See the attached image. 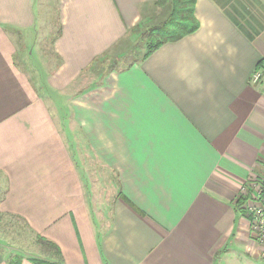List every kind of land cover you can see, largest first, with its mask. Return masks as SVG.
Instances as JSON below:
<instances>
[{
    "label": "crops",
    "instance_id": "obj_1",
    "mask_svg": "<svg viewBox=\"0 0 264 264\" xmlns=\"http://www.w3.org/2000/svg\"><path fill=\"white\" fill-rule=\"evenodd\" d=\"M56 1L45 58L46 7L0 0V212L57 264H255L237 201L264 176V0H196L197 30L96 76L171 1Z\"/></svg>",
    "mask_w": 264,
    "mask_h": 264
},
{
    "label": "rangeland",
    "instance_id": "obj_2",
    "mask_svg": "<svg viewBox=\"0 0 264 264\" xmlns=\"http://www.w3.org/2000/svg\"><path fill=\"white\" fill-rule=\"evenodd\" d=\"M40 2H42L41 4H43V6L46 7V22L49 23L47 24L45 28L43 38H41V41L39 42L40 43L39 45L41 46L40 48L43 50L42 53L45 55V58H46V57H49L48 55L51 52L53 54V51L51 47L49 46V42L52 39V36H50V33L52 34L53 31L51 30L49 32L50 30L49 28L51 25L52 27H55L56 29L57 24H58V14H57V6H56L57 1L55 2V0H40ZM143 32L141 33L142 37L140 36V38L137 40L135 44L133 43V45L131 44L130 46L125 47V49L123 50L125 51L124 58L118 59V60H114V59L109 60L107 58L106 60H103V61L99 60L96 64H94L93 76H96L99 73V71H102L103 69H105V66H107V70H109L110 67L124 66L125 64L132 62L134 59H140L143 56V54L146 51H148V48H149V40L147 36V31H145L144 33ZM45 41H47V45L44 44ZM33 47L34 46L30 44L28 51L32 52ZM34 49L35 51L37 50L36 47ZM90 71H91L90 69L87 70V73H89ZM98 162H99V159H94L95 169L100 167L99 164H97ZM102 177L104 178L103 181H102ZM114 177H115L114 175L108 174L106 175V179H105V176H102L101 174L96 175L95 173V176H94L95 185L102 184L103 182L105 183V188H107V190L102 191L99 187L100 191L94 192V196L98 194L101 199L107 200L109 197L112 196L113 193L115 194L114 186L116 187V185H114L115 184ZM5 181H6L5 176L0 173V185L1 183L5 184ZM242 201H241L242 205L240 204L241 209L243 208L242 206L244 205V202H245L244 199H242ZM243 211L245 214H247L248 212V219L250 221L251 220V215L249 214L250 210L243 208ZM250 224H251V221L249 222V225H248L249 227L248 232H249V236H250V239L252 240L253 245H250L249 242H247L249 246L242 245L241 241L238 242V245H237V247L239 248L238 251L239 252L242 251V253H238L237 257L239 259L237 260V262L246 263V256H247L249 257L248 260H251L253 258L252 261L255 262V264H264V242H261L257 237L254 236V233L252 232ZM0 241L4 246H6L10 250L12 254L11 256H14V257L16 256V258L18 257L21 258L23 255H28L37 261H44L47 263L57 264L49 260H46L44 258L37 257L38 254L34 252L36 246L38 247L36 236L33 233L28 232V228L27 227L25 228L21 219L16 216L0 212ZM246 247H249V250H246L245 249Z\"/></svg>",
    "mask_w": 264,
    "mask_h": 264
},
{
    "label": "trees",
    "instance_id": "obj_3",
    "mask_svg": "<svg viewBox=\"0 0 264 264\" xmlns=\"http://www.w3.org/2000/svg\"><path fill=\"white\" fill-rule=\"evenodd\" d=\"M167 1L172 3V12L164 22L147 31L149 48L146 55L164 42L178 40L199 27V21L195 14L196 0H159V4L162 5ZM240 204L242 205V202L237 201L239 210H242ZM32 262L34 264H53L35 259H32Z\"/></svg>",
    "mask_w": 264,
    "mask_h": 264
},
{
    "label": "built area",
    "instance_id": "obj_4",
    "mask_svg": "<svg viewBox=\"0 0 264 264\" xmlns=\"http://www.w3.org/2000/svg\"><path fill=\"white\" fill-rule=\"evenodd\" d=\"M261 74L262 72L257 70L253 75V81H258ZM242 194L244 207L250 210L252 232L264 242V176L244 185Z\"/></svg>",
    "mask_w": 264,
    "mask_h": 264
}]
</instances>
